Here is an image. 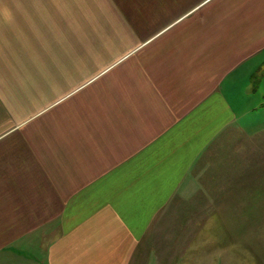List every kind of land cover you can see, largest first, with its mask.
Segmentation results:
<instances>
[{
  "label": "crops",
  "instance_id": "obj_1",
  "mask_svg": "<svg viewBox=\"0 0 264 264\" xmlns=\"http://www.w3.org/2000/svg\"><path fill=\"white\" fill-rule=\"evenodd\" d=\"M258 110L264 0H0V264H228L178 194Z\"/></svg>",
  "mask_w": 264,
  "mask_h": 264
},
{
  "label": "rangeland",
  "instance_id": "obj_2",
  "mask_svg": "<svg viewBox=\"0 0 264 264\" xmlns=\"http://www.w3.org/2000/svg\"><path fill=\"white\" fill-rule=\"evenodd\" d=\"M259 100V99H258ZM262 101V97H261ZM258 106V105H257ZM252 111V110H251ZM252 120V121H249ZM241 119L236 128L226 131L214 148L200 159L188 182L192 187L181 189L186 196H229L246 198V216L235 215L228 221V254L221 247L217 256L228 264H264V130L262 110L247 120ZM251 133H248V132ZM177 195V194H176ZM260 198V204L255 202ZM240 207L239 205L236 206ZM233 217V215H231ZM218 224L222 222H213ZM210 243V241H209ZM212 244V243H211ZM232 248L234 250L232 251Z\"/></svg>",
  "mask_w": 264,
  "mask_h": 264
}]
</instances>
